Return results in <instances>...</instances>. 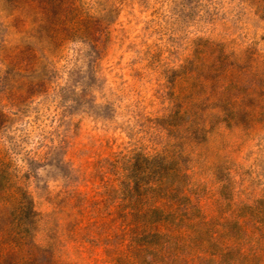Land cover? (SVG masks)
<instances>
[{
    "label": "rangeland",
    "instance_id": "374dc122",
    "mask_svg": "<svg viewBox=\"0 0 264 264\" xmlns=\"http://www.w3.org/2000/svg\"><path fill=\"white\" fill-rule=\"evenodd\" d=\"M264 264V0H0V264Z\"/></svg>",
    "mask_w": 264,
    "mask_h": 264
},
{
    "label": "trees",
    "instance_id": "16d2710c",
    "mask_svg": "<svg viewBox=\"0 0 264 264\" xmlns=\"http://www.w3.org/2000/svg\"><path fill=\"white\" fill-rule=\"evenodd\" d=\"M149 264H171V263L151 261Z\"/></svg>",
    "mask_w": 264,
    "mask_h": 264
}]
</instances>
